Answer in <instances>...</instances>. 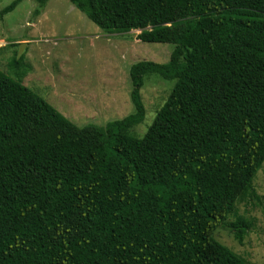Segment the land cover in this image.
Listing matches in <instances>:
<instances>
[{
  "label": "trees",
  "instance_id": "1",
  "mask_svg": "<svg viewBox=\"0 0 264 264\" xmlns=\"http://www.w3.org/2000/svg\"><path fill=\"white\" fill-rule=\"evenodd\" d=\"M69 1L107 34L174 50L131 67L135 111L105 126L0 71V264H250L214 234L242 244L255 223H228L236 204L263 208L264 0ZM153 75L175 86L137 138Z\"/></svg>",
  "mask_w": 264,
  "mask_h": 264
},
{
  "label": "rangeland",
  "instance_id": "2",
  "mask_svg": "<svg viewBox=\"0 0 264 264\" xmlns=\"http://www.w3.org/2000/svg\"><path fill=\"white\" fill-rule=\"evenodd\" d=\"M16 0H0V71L31 89L76 126H105L134 113L130 69L140 62L167 64L174 46L144 44L139 31L107 34L76 9L69 0H51L35 16L37 0H24L13 12H1ZM26 44L19 62L20 44ZM19 45V46H18ZM174 82L148 76L141 89L143 124L131 134L142 138L167 102ZM263 208L236 204L228 223L243 216L254 221L242 244L227 229L214 238L245 258L264 264V165L254 180Z\"/></svg>",
  "mask_w": 264,
  "mask_h": 264
},
{
  "label": "water",
  "instance_id": "3",
  "mask_svg": "<svg viewBox=\"0 0 264 264\" xmlns=\"http://www.w3.org/2000/svg\"><path fill=\"white\" fill-rule=\"evenodd\" d=\"M25 49H26V44L25 43L20 44L19 50H18V59H20L23 56Z\"/></svg>",
  "mask_w": 264,
  "mask_h": 264
}]
</instances>
